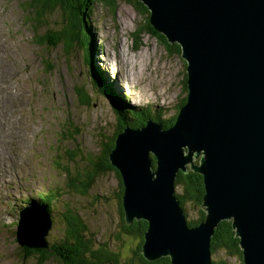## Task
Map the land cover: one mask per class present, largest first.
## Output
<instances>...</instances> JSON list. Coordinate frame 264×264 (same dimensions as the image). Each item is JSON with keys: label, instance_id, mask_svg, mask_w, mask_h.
I'll use <instances>...</instances> for the list:
<instances>
[{"label": "rangeland", "instance_id": "obj_1", "mask_svg": "<svg viewBox=\"0 0 264 264\" xmlns=\"http://www.w3.org/2000/svg\"><path fill=\"white\" fill-rule=\"evenodd\" d=\"M29 2L0 0V48L8 61L13 57V68L19 72L12 81L21 89L13 96L19 114L14 127L23 132L16 137L23 145L11 144L6 150L16 153L14 170L5 178V170L0 168V264H41L37 256L20 253L17 239L23 244L33 240L24 234L20 238L22 222L28 227L36 221L34 236L45 247L59 251L76 244L69 239L71 217L84 227L81 242L92 248L107 246L118 254L120 264H133L142 237L127 233L125 225L131 226L135 220L149 222L136 218L126 222L125 185L109 157L116 140L108 154L115 170L97 171L95 165L105 162L109 144L123 125L139 126H127L119 135L125 129L146 128L148 122L160 124L163 130L175 125L182 107L188 104V62L179 42H170L151 25V10L143 2L148 14L137 12L128 0H118L115 11L95 6L92 16H85L82 23L84 42L77 41L71 54L64 43L53 46L55 41L48 34L61 29L62 9L46 16L48 26L40 28L33 22L36 14L30 12ZM77 9L81 10L80 6ZM149 27L160 35H154ZM22 101L21 109L17 104ZM131 111L139 113L140 120ZM174 117V125L165 128L163 123ZM183 151L189 155L187 146ZM203 153L197 157L194 152L193 166L201 167ZM150 159L151 171H158V158L151 153ZM192 164L186 165L187 173L194 172ZM194 173L203 177L206 195L203 174ZM7 178L10 181L5 187ZM177 200L190 227L188 221L200 218L202 206L189 203L184 210ZM44 204H49V215L43 216L47 211ZM44 218L51 220L46 235ZM206 219L207 213L204 221L190 229ZM223 221H231L233 226V218ZM212 237L211 264H244L241 246L242 260L223 249L213 252ZM32 243L29 245L36 246ZM43 264L62 263L53 258Z\"/></svg>", "mask_w": 264, "mask_h": 264}, {"label": "water", "instance_id": "obj_2", "mask_svg": "<svg viewBox=\"0 0 264 264\" xmlns=\"http://www.w3.org/2000/svg\"><path fill=\"white\" fill-rule=\"evenodd\" d=\"M139 1L151 25L181 45L189 95L172 128L148 122L116 139L109 157L125 185L126 222H149L141 252L148 261L211 264V237L233 218L244 264H264V0ZM202 151L201 167L193 166ZM188 163L206 187L207 219L192 229L175 193ZM50 222L44 218L45 235Z\"/></svg>", "mask_w": 264, "mask_h": 264}, {"label": "trees", "instance_id": "obj_3", "mask_svg": "<svg viewBox=\"0 0 264 264\" xmlns=\"http://www.w3.org/2000/svg\"><path fill=\"white\" fill-rule=\"evenodd\" d=\"M117 1L118 0H30L29 9L31 10L30 12L33 11L35 12L36 17L33 20V22L37 26H40V28L48 26L47 24L48 20L46 16L53 13L57 8L62 9V11L64 12V20L61 29L55 31V33H53L52 31L51 33L48 34L52 35L51 41H55V43L52 44L53 46H55L56 44L64 43L67 52L69 51V54H71L73 49L77 47L75 46L77 41L80 42V44L84 42L85 37L82 34V30L85 28V26H83L82 23L84 21L85 16L91 17L93 14L94 7L100 4L106 6L112 11H115ZM128 1L132 5V7L137 10V12L139 13L146 12L148 14V9H146V7L139 0H128ZM78 6H80L81 10L77 9ZM148 21H150L149 17H148ZM149 30L154 35L157 36L160 35L157 32H155L152 27H149ZM162 38L164 39V37ZM185 102L186 99L183 100L181 106L184 105ZM131 114L140 120L141 115L139 113H136L135 111H131ZM176 117H174V119L169 121L167 124L163 123L164 127L168 129L171 126H173L174 123L176 122L175 121ZM132 125L133 127L139 126L136 123L134 124L128 123L123 125V127H121L120 130L116 133L115 137L112 139V141L109 144L105 162H99L98 164L95 165L97 171L106 170V169L115 170L114 167H112L110 162L108 161L109 159L108 154L110 153L111 148L115 147V140L117 139L116 137L119 135V133H121L125 127ZM72 159L74 158L72 157ZM115 172L117 173L118 177L121 179L120 172L118 170H115ZM87 184L88 182L84 183L83 186L79 188V190H82ZM175 186H176L175 188L176 191H179L176 194L184 210L186 205L189 203L197 205L199 207L202 206L203 198L205 196V189H204L203 177L201 175L194 173L192 171H189L188 173L179 171L177 174ZM43 207L46 208L47 210L46 212L49 215L50 213L49 204H44ZM36 209L39 210L38 207ZM205 217H206L205 211L201 210L200 218L196 221H188V224L190 227H196L202 221L205 220ZM69 218L70 216H68V219ZM72 218L73 217L69 219L72 226L71 228L72 230H69V233H71L72 236H69V239L76 240V244L69 245V247L56 251L53 250V248L51 249V247L49 246L45 247L44 243L43 245H41L40 241L36 240V238L33 239L32 241L28 240L29 242H27V244H23L22 240L17 239V243H19L18 245L21 246L20 253L23 254L25 253L24 257L37 256L40 259L41 264L53 258H57L62 264H120V260L118 259V254L115 255V253H112L111 251L106 249L105 247L107 246L103 245L102 247L92 248L90 247L88 242L85 243L81 242L80 239L84 227L81 223H79V220H77L76 217H75L76 220H73ZM125 229L126 232L129 234H138L142 237V242L141 245L139 246L140 247L139 251L138 253H136L137 256L135 260L132 261L133 264H170V258L168 257L162 258L155 262H150L145 257H143L141 252H142L143 242L145 240L144 235L148 229L147 222L135 220L131 226L125 225ZM31 243L36 246H30L29 244ZM67 243H69L68 240ZM211 243H212L213 252L223 249L226 250L231 256L238 257L240 260H242V250L240 249L239 238L236 236V231L234 230L231 221L221 222V224L215 230ZM214 264H226V262H218V263L216 262Z\"/></svg>", "mask_w": 264, "mask_h": 264}, {"label": "bare ground", "instance_id": "obj_4", "mask_svg": "<svg viewBox=\"0 0 264 264\" xmlns=\"http://www.w3.org/2000/svg\"><path fill=\"white\" fill-rule=\"evenodd\" d=\"M0 46H3V44L0 43ZM10 61H8L7 56L2 53L0 48V168L5 170V178L12 173V169L14 170L13 166H15V163H13V161L14 158H17L15 155L16 153L14 154L13 152H6L7 148H9V145L11 144L23 145L22 141L16 139V137L23 132L17 130L14 127V122L17 120L16 118L19 117V114L17 113V111H15L16 105L15 102H13V96H16L18 90L21 89L18 85H13L12 81L14 79V75H18L19 72L17 71V69L13 68L15 65L13 62V57H11ZM24 104L25 102L22 101L21 104L17 105L22 109L24 107ZM9 181V178H7V180L5 179V187L6 183H9ZM27 225L28 227L26 226V223H21L19 233L20 238L22 239L23 234L26 236V239H31V237L33 239L37 238L34 236L37 230L36 221L33 225Z\"/></svg>", "mask_w": 264, "mask_h": 264}]
</instances>
